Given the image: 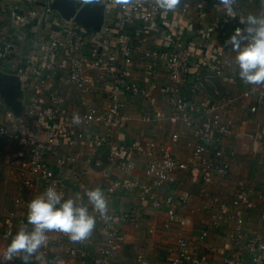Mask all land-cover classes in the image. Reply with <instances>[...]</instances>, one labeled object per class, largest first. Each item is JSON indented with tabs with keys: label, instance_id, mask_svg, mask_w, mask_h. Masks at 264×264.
Listing matches in <instances>:
<instances>
[{
	"label": "built area",
	"instance_id": "1",
	"mask_svg": "<svg viewBox=\"0 0 264 264\" xmlns=\"http://www.w3.org/2000/svg\"><path fill=\"white\" fill-rule=\"evenodd\" d=\"M36 1L22 0V5L18 6L20 10L16 9L17 11L10 3L0 2V10L15 22L29 23L40 16V11L30 6ZM251 1L253 0H238V4ZM42 2L47 11H50L48 5L51 0ZM208 3L210 0H183L180 11L186 12L193 4L202 17L210 6ZM211 6L216 11L217 19L205 28L207 35L217 32L224 36L227 27H230L232 33L238 27L243 28L239 20L227 16L220 5ZM103 9L104 14L112 12L109 13L111 22L103 21L97 31H88L73 18H59L54 27L47 28L38 38L34 37L33 50L23 55L17 63L9 62L14 46L13 39L8 33H0V72L5 71L3 64L6 61L9 71L17 77L19 90L31 95L29 99H25L27 101L23 102L19 112L2 105L0 101V142L10 143L17 149L26 151L25 157L18 163L22 187L41 194L48 186H54L66 197L77 192L83 194L88 188L80 178L83 170L77 166L78 154L58 156L51 163L49 156L53 146L59 140L84 141L91 126H100L105 133L99 137L96 133L91 136L89 146L111 143L109 133L124 129L129 120L125 111L128 103L123 97L128 96L131 99L140 96L145 100L151 98L154 83L150 89H144L131 77L135 55L141 53L143 58L160 64L173 82L172 85L165 86L172 111L168 119L190 128L195 141L192 144L188 142L192 150L185 160L173 154L172 144L178 139L177 133H173L171 141L165 143H158L154 139L128 142L126 149L141 158L146 179L140 180L135 176L115 178L102 190L108 196L109 203L118 191L138 190L155 208H166L162 226L165 229L174 228L177 237L172 264H218L215 260L208 259L205 253L190 250L189 242L184 236L188 228L187 218L177 211L178 204L184 203L185 199L180 201L171 188L176 184L177 173L188 170L199 174L202 186L198 192L209 199L204 205L206 209H218L215 214L218 219L232 216L229 213L231 209L252 210L256 207L244 188L237 190L229 201L221 200L208 191L213 181L225 177L230 169L229 160L218 143L234 125L233 119L222 111L223 105L230 104L232 97L220 94L218 98H222L221 100L214 99L205 103L199 114L195 115L188 104V96L181 94L177 88L187 84L188 95H195L208 82H212L214 77L221 75L222 68L214 60L219 48L216 45L211 46L206 56H198L186 42L182 30L177 27L167 28L168 31L161 37L160 47L149 46L150 40L161 32V25L165 23L167 16H162L147 3L138 9L122 10L110 4L103 6ZM131 21L138 22L136 35L125 32ZM203 67L208 71L202 72ZM151 76L156 79L158 72L153 70ZM55 80L68 83L81 92L78 109L72 111L66 106V96L56 90ZM101 85H104L107 103L100 109L88 102L86 95ZM214 92L219 95L217 89ZM236 97H253L249 110L256 111L264 102V87L253 92L247 85ZM73 113H79L82 124L72 123ZM142 119L151 121L152 116L146 114ZM87 161L91 163L90 159ZM108 162L109 166H116L129 175L135 167L134 161L122 158L113 149L108 154ZM51 164L57 168L56 171L52 170ZM101 164V160H94V165ZM72 185L76 188L72 189ZM164 188L170 191L160 195L158 191ZM261 198L264 199V193ZM13 201L18 204L21 198L15 197ZM109 214L111 220L105 223L96 213L105 232L104 239L94 246L89 239L82 243H73L66 235L52 232L49 233L48 245L41 249L39 258L34 259L33 264H119V252L125 234L118 219L133 223L137 222V215L130 211L117 212L110 207ZM234 218L235 228L229 239L235 245L244 242L245 264H264V234L249 236L242 216L236 214ZM26 223V216H17L13 209L0 221V264H3V251L12 235ZM215 227L221 228V224L216 223ZM206 234L207 229H200L199 239L205 238ZM137 261L155 264L144 261L142 254H138ZM6 264L22 262L15 259ZM232 264H240L239 259L236 258Z\"/></svg>",
	"mask_w": 264,
	"mask_h": 264
},
{
	"label": "crops",
	"instance_id": "2",
	"mask_svg": "<svg viewBox=\"0 0 264 264\" xmlns=\"http://www.w3.org/2000/svg\"><path fill=\"white\" fill-rule=\"evenodd\" d=\"M0 2L10 3L15 11L22 5V0H0ZM50 4V3H49ZM210 6L207 7L204 16H199L197 9L191 4L186 12L180 11V6L175 12L169 13L165 23L161 25V32L155 38L150 40L149 46L160 47L161 37L168 31L167 28L177 27L182 30L186 42L194 49L198 56H206L211 46H217L219 53L214 56V60L221 66L222 73L208 82L205 87L195 95H188L187 84L179 85L181 94L188 96V104L195 115L199 114L200 108L221 95H230L231 103L223 105V113L231 117L234 121L233 127L219 141L223 147L224 156L229 160L230 169L228 174L222 178H216L208 187L209 192L218 196L221 200L229 201L237 192L244 188L248 192L249 198L254 201L256 207L252 210L231 209L229 217L218 219L215 214L218 209L208 210L205 203L209 201L207 197L201 196L200 191L202 180L198 173H192L188 170L177 173L176 184L171 188L176 197L184 203L177 206V211L181 212L187 218L188 228L185 231V239L189 242V248L192 251L205 253L208 259L215 260L218 264H232L238 258L240 264L246 263L245 244L241 242L235 245L229 235L235 228L234 215L240 214L244 220V226L249 236H260L264 234V199L261 194L264 193V102L256 111H250L249 107L253 103V97L240 99L236 97L247 85L243 84L238 75V67L235 64V54L225 42L233 34L230 27L226 28L225 35L215 32L207 35L205 28L216 21L217 14L212 5H218L217 0H210ZM31 8L40 11V16L32 19L29 23H18L0 10V33H8L13 39L14 46L10 55L9 62L17 63L26 53L33 50L34 37H39L47 28L54 27L61 18L51 8L47 11L42 0L30 5ZM222 7V6H221ZM17 9V10H16ZM20 10V9H19ZM264 12V0H253L251 2L241 3L235 6V19L247 14H258ZM105 12L104 21H110V14ZM111 22V21H110ZM138 22L131 21L126 27V33L136 35L138 32ZM244 27V25H243ZM84 28V27H83ZM225 37V39H224ZM5 65L6 73L11 75L8 65ZM1 63V62H0ZM158 72V77L153 79L152 71ZM205 67L202 72H207ZM131 77L138 81L144 89H151V98L148 100L142 97L127 100L125 108L129 115V120L124 129L113 130L110 132V144L101 146H89V138L97 134V137L105 133L102 127L91 126L86 134L84 141L65 140L57 141L53 146L52 154L49 159L52 161L58 156H68L78 154L77 166L81 167V180L88 189L105 187L115 178H128L135 176L140 180H145L143 171V162L136 153H130L126 146L131 141H147L154 139L158 143L171 141V135L177 133L178 139L172 144L173 154L181 159H187L192 150L191 144L195 141L192 137L191 129L182 123H173L169 121L171 106L168 101L167 89L173 82L168 78L163 67L152 60L143 58L141 53L135 55L134 63L131 68ZM18 83V82H17ZM56 90L65 95L66 106L70 110H76L80 106L81 92L74 86L60 80H55ZM219 91V95L214 90ZM18 99L20 109L23 102L30 98L19 90ZM107 95L104 85L94 89L86 95L88 102L104 108L107 103ZM2 105L5 103L0 100ZM7 107V106H6ZM146 114L152 116L151 121H145L142 117ZM155 115L157 117L155 118ZM93 128V129H92ZM188 142L191 143L188 145ZM113 149L119 156L134 161L135 167L130 175L121 171L116 166H109L108 154ZM26 151L17 149L14 145L7 142H0V165L3 174L9 170L13 176H16L17 192L15 197H20L21 202L15 204L12 201L10 209H13L17 216H26L27 204L33 198L38 196L32 190L21 186L19 180V161L25 157ZM90 159L89 163L87 160ZM101 160L100 166L94 165V160ZM11 165H13L11 167ZM52 165V164H51ZM10 167L12 169H10ZM52 165V170L56 171ZM76 186L72 185V189ZM170 189H161L158 192L164 195ZM13 198V199H14ZM86 202V197H85ZM110 208L119 211H130L137 215V222L130 223L118 219L120 227L123 229L125 238L120 247L119 264H144L137 261L138 254H142L144 261L155 264H172L171 259L176 253V234L174 228L165 229L162 222L166 217V208H155L146 200L138 190L131 192L118 191L116 196L109 203ZM91 211V209H90ZM8 212L3 219L7 217ZM96 215L95 212H93ZM221 224V228H216L215 224ZM207 229L205 238L199 239L200 229ZM103 224L97 219L96 228L89 238L94 246L97 242L104 239ZM206 264V263H201Z\"/></svg>",
	"mask_w": 264,
	"mask_h": 264
},
{
	"label": "clouds",
	"instance_id": "3",
	"mask_svg": "<svg viewBox=\"0 0 264 264\" xmlns=\"http://www.w3.org/2000/svg\"><path fill=\"white\" fill-rule=\"evenodd\" d=\"M99 6L112 5L122 10L138 9L145 3L153 6L162 16L175 12L183 0H84ZM224 13L234 18L238 0H217ZM243 28H236L225 42L235 54L234 61L243 84L256 92L264 87V12L247 14L239 18ZM72 123H83L79 113H73ZM86 197V202L85 198ZM91 209V211H90ZM99 218L107 223L109 214V198L100 188L88 189L83 194L77 192L66 197L54 186L27 204V223L18 228L3 251V264L19 259L22 264H33L39 258L42 248L49 242V233H62L73 243H82L89 239Z\"/></svg>",
	"mask_w": 264,
	"mask_h": 264
},
{
	"label": "water",
	"instance_id": "4",
	"mask_svg": "<svg viewBox=\"0 0 264 264\" xmlns=\"http://www.w3.org/2000/svg\"><path fill=\"white\" fill-rule=\"evenodd\" d=\"M63 19L73 18L88 31L99 30L104 21L103 6L85 3L84 0H51L48 5ZM17 77L0 72V97L7 107L19 112Z\"/></svg>",
	"mask_w": 264,
	"mask_h": 264
},
{
	"label": "rangeland",
	"instance_id": "5",
	"mask_svg": "<svg viewBox=\"0 0 264 264\" xmlns=\"http://www.w3.org/2000/svg\"><path fill=\"white\" fill-rule=\"evenodd\" d=\"M12 166L13 165H11V167ZM11 167L10 169H12ZM16 192V176H13L10 170L7 173L3 174L2 169L0 168V221H2L4 215L10 209L11 203L15 196L14 194Z\"/></svg>",
	"mask_w": 264,
	"mask_h": 264
}]
</instances>
